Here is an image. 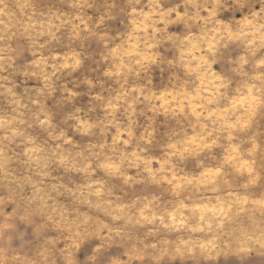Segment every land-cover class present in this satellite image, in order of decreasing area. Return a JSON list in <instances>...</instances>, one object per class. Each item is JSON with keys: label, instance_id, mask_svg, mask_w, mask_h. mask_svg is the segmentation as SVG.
I'll return each mask as SVG.
<instances>
[{"label": "clouds", "instance_id": "9594fccd", "mask_svg": "<svg viewBox=\"0 0 264 264\" xmlns=\"http://www.w3.org/2000/svg\"><path fill=\"white\" fill-rule=\"evenodd\" d=\"M0 264H264V0H0Z\"/></svg>", "mask_w": 264, "mask_h": 264}]
</instances>
